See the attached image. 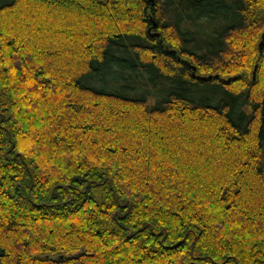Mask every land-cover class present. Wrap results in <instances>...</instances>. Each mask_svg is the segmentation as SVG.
<instances>
[{
	"label": "trees",
	"instance_id": "16d2710c",
	"mask_svg": "<svg viewBox=\"0 0 264 264\" xmlns=\"http://www.w3.org/2000/svg\"><path fill=\"white\" fill-rule=\"evenodd\" d=\"M262 38L264 0H0V264H264Z\"/></svg>",
	"mask_w": 264,
	"mask_h": 264
},
{
	"label": "water",
	"instance_id": "95a60500",
	"mask_svg": "<svg viewBox=\"0 0 264 264\" xmlns=\"http://www.w3.org/2000/svg\"><path fill=\"white\" fill-rule=\"evenodd\" d=\"M156 25V23H155ZM159 34V33H158ZM261 49L264 47V39L262 40L261 44H260ZM194 69H196V66H193ZM216 76H219L218 74H216ZM199 77L203 80H209L212 79L214 77V75L210 74V75H199Z\"/></svg>",
	"mask_w": 264,
	"mask_h": 264
},
{
	"label": "rangeland",
	"instance_id": "374dc122",
	"mask_svg": "<svg viewBox=\"0 0 264 264\" xmlns=\"http://www.w3.org/2000/svg\"><path fill=\"white\" fill-rule=\"evenodd\" d=\"M263 39H264V38L261 39L260 44H261V42H262ZM262 49H264V47H263ZM257 68H258V65H256V67H255V70H254L255 74H256V72H257ZM151 100H153V99H151ZM0 114H1V111H0Z\"/></svg>",
	"mask_w": 264,
	"mask_h": 264
}]
</instances>
